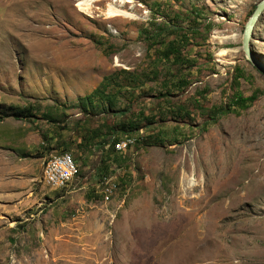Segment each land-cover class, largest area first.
<instances>
[{
	"label": "rangeland",
	"instance_id": "374dc122",
	"mask_svg": "<svg viewBox=\"0 0 264 264\" xmlns=\"http://www.w3.org/2000/svg\"><path fill=\"white\" fill-rule=\"evenodd\" d=\"M259 1L0 0V112L32 114L0 120V264H264V76L240 47ZM249 50L264 67V9ZM103 77L112 106L84 98Z\"/></svg>",
	"mask_w": 264,
	"mask_h": 264
},
{
	"label": "trees",
	"instance_id": "16d2710c",
	"mask_svg": "<svg viewBox=\"0 0 264 264\" xmlns=\"http://www.w3.org/2000/svg\"><path fill=\"white\" fill-rule=\"evenodd\" d=\"M175 48L173 42L167 44L163 52H161L162 57L164 61H167L169 57H172L173 61H180V57L175 53ZM128 75L127 72H123ZM237 79V78H235ZM234 79V81H236ZM179 80V79H178ZM179 85L184 88L187 85V82L185 80H179ZM123 90V86L113 84L110 81L109 77H103L101 81L98 83L97 87L94 88L91 93L88 96H85L84 98L89 100L92 97L98 98L100 101L106 103L109 106L113 105V97L114 95H118V93H121ZM260 92L257 90H254L250 93L247 97H242L239 93H234L228 100L227 104L224 106H213L210 107L206 111L207 115V121L214 122L218 117L225 115L228 112L236 111V110H244L247 107L251 105V103L256 99L257 95ZM7 117H13V118H21V119H29L32 117L30 108H23L19 109L17 107H7L5 110L0 112V120L7 118ZM136 130L135 128H131L128 126L127 130H122V132H132ZM115 141L119 142V139H116ZM121 141V140H120ZM116 142V143H118ZM115 143V144H116ZM114 144V146H115Z\"/></svg>",
	"mask_w": 264,
	"mask_h": 264
},
{
	"label": "bare ground",
	"instance_id": "6f19581e",
	"mask_svg": "<svg viewBox=\"0 0 264 264\" xmlns=\"http://www.w3.org/2000/svg\"><path fill=\"white\" fill-rule=\"evenodd\" d=\"M127 143L131 144L133 143V141H128ZM71 157L73 156H70L69 153L64 152L63 154L48 160L44 166L43 180L46 181L45 183L55 187L56 189L64 188L74 178L76 174V167L74 165L73 158ZM63 162H65V170L67 172L65 174L56 173V177H55V172L53 168H48V167Z\"/></svg>",
	"mask_w": 264,
	"mask_h": 264
},
{
	"label": "water",
	"instance_id": "95a60500",
	"mask_svg": "<svg viewBox=\"0 0 264 264\" xmlns=\"http://www.w3.org/2000/svg\"><path fill=\"white\" fill-rule=\"evenodd\" d=\"M264 9V0H260L257 4H255V7L249 17L247 18L243 29L241 33V39H240V47L243 55L245 56L246 60L260 73L264 76V67L255 60L253 55L251 54L249 50V38L251 34V30L253 28V25L257 19V17L260 15L262 10Z\"/></svg>",
	"mask_w": 264,
	"mask_h": 264
},
{
	"label": "crops",
	"instance_id": "0c3cea01",
	"mask_svg": "<svg viewBox=\"0 0 264 264\" xmlns=\"http://www.w3.org/2000/svg\"><path fill=\"white\" fill-rule=\"evenodd\" d=\"M23 162H22V159H19V165H21ZM30 175V172L29 174L27 173V176L26 178H28ZM24 177V174L22 172L19 171V178H22ZM27 191L24 192V188H19V205H22L23 202H28L29 200L32 201V198L30 199V197L27 196Z\"/></svg>",
	"mask_w": 264,
	"mask_h": 264
},
{
	"label": "built area",
	"instance_id": "2783aa9c",
	"mask_svg": "<svg viewBox=\"0 0 264 264\" xmlns=\"http://www.w3.org/2000/svg\"><path fill=\"white\" fill-rule=\"evenodd\" d=\"M48 168H53V170L55 172V177H56V173H63V174H65L67 172L65 170V162L59 163L57 165H51ZM43 176H44V169H43Z\"/></svg>",
	"mask_w": 264,
	"mask_h": 264
}]
</instances>
